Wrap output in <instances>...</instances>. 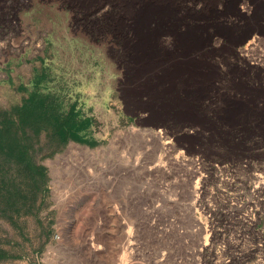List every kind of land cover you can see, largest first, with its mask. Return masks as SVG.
Segmentation results:
<instances>
[{
  "label": "rangeland",
  "instance_id": "1",
  "mask_svg": "<svg viewBox=\"0 0 264 264\" xmlns=\"http://www.w3.org/2000/svg\"><path fill=\"white\" fill-rule=\"evenodd\" d=\"M263 16L0 0V264H264Z\"/></svg>",
  "mask_w": 264,
  "mask_h": 264
},
{
  "label": "trees",
  "instance_id": "2",
  "mask_svg": "<svg viewBox=\"0 0 264 264\" xmlns=\"http://www.w3.org/2000/svg\"><path fill=\"white\" fill-rule=\"evenodd\" d=\"M27 169L31 172H34L36 174V168L35 167H32L30 164L27 166ZM18 193V190H15V198L16 200H19V194ZM11 194L9 193V191L6 190V186L4 184H1V189H0V198L1 200L3 199V201L8 204V198L11 200L14 199V197H10ZM8 259V256L2 252V250H0V260H6Z\"/></svg>",
  "mask_w": 264,
  "mask_h": 264
},
{
  "label": "flooded vegetation",
  "instance_id": "3",
  "mask_svg": "<svg viewBox=\"0 0 264 264\" xmlns=\"http://www.w3.org/2000/svg\"><path fill=\"white\" fill-rule=\"evenodd\" d=\"M259 9H260V7H259ZM258 18H260V19H258ZM258 18H256V19L254 18L255 21L253 22V25H255L257 30H259V32H256V34L259 33V34L264 35V16L262 18L261 17H258ZM235 35H237V34L231 35V37H233V38H231L233 41L238 40V38H240V36H235ZM253 38H255V36H252V39Z\"/></svg>",
  "mask_w": 264,
  "mask_h": 264
},
{
  "label": "bare ground",
  "instance_id": "4",
  "mask_svg": "<svg viewBox=\"0 0 264 264\" xmlns=\"http://www.w3.org/2000/svg\"><path fill=\"white\" fill-rule=\"evenodd\" d=\"M254 42H256V44H258V46H262V47H264V43H262V40H260V39H255V38H253V39H251V40L249 41L248 46L252 45V46L255 47L256 45H253ZM186 45H188V43H187ZM109 188H110V187H109Z\"/></svg>",
  "mask_w": 264,
  "mask_h": 264
}]
</instances>
